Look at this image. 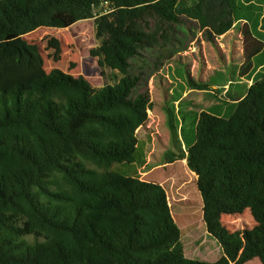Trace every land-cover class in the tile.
<instances>
[{"label": "trees", "instance_id": "16d2710c", "mask_svg": "<svg viewBox=\"0 0 264 264\" xmlns=\"http://www.w3.org/2000/svg\"><path fill=\"white\" fill-rule=\"evenodd\" d=\"M92 18L101 39L98 65L120 73L117 81L93 87L83 75L53 68L0 90V264H244L253 258L264 264V75L258 70L229 116L192 115L185 150L183 124L165 108L179 150L166 160H185L194 171L206 231L222 249L218 259L185 256L161 184L109 169L134 160L136 130L152 108L148 80L172 59L185 21L208 36L226 33L238 20L226 0H0V54L37 28ZM250 34L244 31L251 46L244 47L241 76L262 51V41ZM18 54L31 62L36 51ZM246 209L251 228L230 231L222 223V214Z\"/></svg>", "mask_w": 264, "mask_h": 264}, {"label": "rangeland", "instance_id": "374dc122", "mask_svg": "<svg viewBox=\"0 0 264 264\" xmlns=\"http://www.w3.org/2000/svg\"><path fill=\"white\" fill-rule=\"evenodd\" d=\"M226 3L231 8L232 17L238 20L225 34L208 36L209 33L195 22L185 21L187 26L181 27L185 32L180 35L181 42L176 43L178 48L172 59L148 80L152 108L136 130L138 141L134 160L131 163L114 162L109 167L125 175L161 184L180 229L185 256L204 261L218 259L222 249L206 231L194 171L188 168L185 160H166L167 154H177L179 150L173 146L165 108H173L179 123L183 124L179 137L181 150H185L194 133L191 125L194 113L204 110L229 116L234 100L245 93L251 83L250 75L255 70H258V77L264 75V68H261L264 63V0H226ZM95 27L93 18L85 19L68 28L40 27L17 39L0 54V90L15 84H28L53 68L73 76L83 75L93 87L114 83L121 74L98 65L95 50L101 39L96 36ZM245 30L262 41V51L254 58L248 74L241 76L244 47L251 46V40L244 36ZM18 51L30 55L36 51V54L29 62ZM191 79L206 83L208 87L190 89L188 82ZM221 221L230 231L251 228L255 224L249 209L241 214H222ZM244 264L261 262L253 258Z\"/></svg>", "mask_w": 264, "mask_h": 264}, {"label": "crops", "instance_id": "0c3cea01", "mask_svg": "<svg viewBox=\"0 0 264 264\" xmlns=\"http://www.w3.org/2000/svg\"><path fill=\"white\" fill-rule=\"evenodd\" d=\"M228 31H229V30H228ZM228 31H227V32H228ZM227 32H226V33H227ZM224 34H225V33H224ZM253 60H254V59H253ZM242 94H243V93H242Z\"/></svg>", "mask_w": 264, "mask_h": 264}]
</instances>
